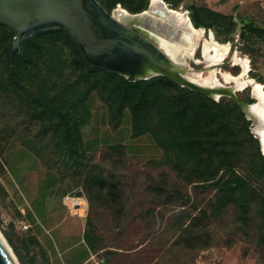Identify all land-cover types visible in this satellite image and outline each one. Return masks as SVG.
<instances>
[{"label": "rangeland", "instance_id": "obj_1", "mask_svg": "<svg viewBox=\"0 0 264 264\" xmlns=\"http://www.w3.org/2000/svg\"><path fill=\"white\" fill-rule=\"evenodd\" d=\"M209 3L214 9L228 3L222 11L232 14L237 24L226 41V30L205 28L207 33L196 40L195 59H201L203 39H208L210 31L212 39L229 44L232 50L214 69L232 76L242 74L241 64L232 59L235 55L248 65L244 78L262 84L264 90V38L247 28L250 23L264 28V0ZM188 5L190 1L172 9L189 13ZM118 7L123 8L116 4L113 9ZM113 9L104 10L110 13ZM239 15L246 19L244 23L237 19ZM251 89L246 85L235 93L246 103L252 98ZM11 101L10 93L0 91V231L10 236L24 264H264L260 231L254 229L244 236L232 213L209 226L212 238L206 249L190 250L175 244L180 232L173 215L185 207L157 203L146 187L176 184L201 208H208L214 190L178 177L150 133L132 138L127 110L119 124H113L97 90L86 99L88 117L80 127L83 148L93 155V162L117 173L125 189L121 197L106 188L98 192L95 185L87 183L88 174L95 170L90 163L75 172L64 164L65 159L53 154L52 146L43 147L41 136L37 137L39 124L25 119ZM254 126L250 124V132L256 137ZM115 144L125 147L126 169L121 162L113 166L102 159L107 148ZM31 147L42 150V156ZM87 237L94 249L88 247Z\"/></svg>", "mask_w": 264, "mask_h": 264}, {"label": "trees", "instance_id": "obj_2", "mask_svg": "<svg viewBox=\"0 0 264 264\" xmlns=\"http://www.w3.org/2000/svg\"><path fill=\"white\" fill-rule=\"evenodd\" d=\"M96 1L107 11L120 4L130 13L144 10L148 3V0ZM163 1L177 8L182 0ZM189 9L195 28L224 29L228 33L224 41L237 24L232 14L218 13L205 4ZM237 17L243 23L246 21L240 15ZM247 28L264 38V28L253 23ZM13 37V31L0 23V91L12 95L11 102L22 110L25 119L39 124L37 137L41 136L43 147L52 146L53 154L65 159L66 166L77 172L90 163L95 170L93 174L89 172L88 184L95 185L98 192L106 188L118 197L124 195L117 173L93 162V155L83 148L80 127L88 117L86 99L97 90L113 124H119L127 110L132 138L150 133L178 177L214 190L208 208H201L176 184L170 188L162 183L146 187L158 199L157 203L185 207L173 215L180 232L175 244H183L190 250L206 249L212 238L209 226L228 213L240 224L244 236L259 230V242L264 244V155L258 138L250 132V120L233 99L215 101L179 86L166 76L133 80L91 67L66 29H47L21 41L14 59L9 50ZM252 102V98L246 101ZM31 149L38 155L42 151ZM102 159L113 166L121 162L125 167L124 145L109 146ZM2 233L20 264H24L10 236ZM86 241L94 249L88 237Z\"/></svg>", "mask_w": 264, "mask_h": 264}, {"label": "water", "instance_id": "obj_3", "mask_svg": "<svg viewBox=\"0 0 264 264\" xmlns=\"http://www.w3.org/2000/svg\"><path fill=\"white\" fill-rule=\"evenodd\" d=\"M165 6L169 8L166 3ZM116 9L109 13L95 0H0V23L8 26L14 33L9 45L12 59L19 53L21 41L47 29H66L76 40L82 57L89 66L133 80L166 76L179 86L204 94L215 101L222 96H229L240 106L245 118L254 125L253 118L248 117L245 112L246 106L251 103L239 99L233 90H217L218 96L213 97L208 90L189 82L184 76L185 67L144 34L145 31L137 27L136 22L131 21V26L118 23L114 19ZM150 10L151 0L147 8V11ZM187 16L190 25H193L188 12ZM200 28L205 30L203 27L198 29ZM251 94L256 99L252 89ZM255 121L260 123L258 118ZM256 137L264 155V136L261 138L256 133ZM0 264H11L1 245Z\"/></svg>", "mask_w": 264, "mask_h": 264}, {"label": "bare ground", "instance_id": "obj_4", "mask_svg": "<svg viewBox=\"0 0 264 264\" xmlns=\"http://www.w3.org/2000/svg\"><path fill=\"white\" fill-rule=\"evenodd\" d=\"M125 9L118 7L114 12V19L121 24L136 26L144 30L149 38L167 53L173 60L180 63L186 69L185 78L197 86L209 91L213 97L218 96L217 90L230 89L233 91L251 85L252 92L258 103L246 106V115L254 120V131L263 138L264 136V90L262 84L244 78L243 74L248 69L245 62L232 55L235 63H240L242 74L232 76L228 72H218L214 66L231 55L229 44H219L212 39L209 31L208 39H203L201 59H195L194 49L198 37H203V29L190 25L186 12L169 9L162 0H151V10L129 14ZM206 32V31H205ZM207 33V32H206ZM206 72V76L203 73ZM220 75V78L217 77ZM231 84V85H228ZM258 118V124L255 119ZM0 245L9 258L11 264H20L10 244L0 231Z\"/></svg>", "mask_w": 264, "mask_h": 264}, {"label": "crops", "instance_id": "obj_5", "mask_svg": "<svg viewBox=\"0 0 264 264\" xmlns=\"http://www.w3.org/2000/svg\"><path fill=\"white\" fill-rule=\"evenodd\" d=\"M190 1V5H188L189 6V8H190V6H192V5H200V4H205L209 9H211V10H213V11H216V12H218V13H221V14H228V13H224L223 11H222V8L225 6V5H227L228 3H225V5H220V7L219 8H217V9H214L212 6V4H210L209 3V1H211V0H182L181 1V4H186V2H189ZM194 1V2H193ZM260 5V4H259ZM189 11H190V9H189ZM190 13V12H189Z\"/></svg>", "mask_w": 264, "mask_h": 264}]
</instances>
